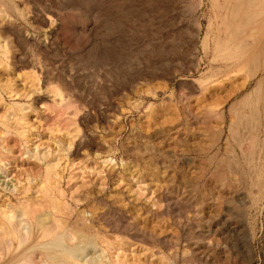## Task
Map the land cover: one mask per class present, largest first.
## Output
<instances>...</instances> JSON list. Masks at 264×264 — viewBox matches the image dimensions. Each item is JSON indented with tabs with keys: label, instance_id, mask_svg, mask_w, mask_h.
<instances>
[{
	"label": "rangeland",
	"instance_id": "obj_1",
	"mask_svg": "<svg viewBox=\"0 0 264 264\" xmlns=\"http://www.w3.org/2000/svg\"><path fill=\"white\" fill-rule=\"evenodd\" d=\"M222 2L0 0V223L50 195L101 232L111 264H264L253 119L202 147L206 110L227 126L264 77L196 81Z\"/></svg>",
	"mask_w": 264,
	"mask_h": 264
},
{
	"label": "bare ground",
	"instance_id": "obj_2",
	"mask_svg": "<svg viewBox=\"0 0 264 264\" xmlns=\"http://www.w3.org/2000/svg\"><path fill=\"white\" fill-rule=\"evenodd\" d=\"M223 1L224 5L220 4L225 9L223 17L216 22L210 20L208 32L202 40L204 52L208 55L210 50L209 68L196 80L212 87L224 82L226 77L224 79L223 75L234 71L243 69L248 80L254 78L260 67L264 71V0ZM220 31L224 34L221 35ZM229 90L224 97L234 94ZM201 93L204 95V90L201 89ZM245 116L253 119L257 131L254 139L264 146V77L250 93L231 104L227 126L222 110H206L205 126L200 127L205 135L202 147L216 142L225 130L228 137H233ZM252 140L253 137L250 142ZM257 161L259 171L254 197L261 209L264 204V151L259 153ZM206 166V162L199 165L201 174ZM212 176L224 186L233 185L220 166L215 168ZM36 201H24L19 215L14 210H5L1 214L5 221L0 223V264H111L105 254H96L99 241L105 246V252L112 253L109 243L97 229L86 226L82 217L69 220L73 213L69 204L50 195Z\"/></svg>",
	"mask_w": 264,
	"mask_h": 264
}]
</instances>
